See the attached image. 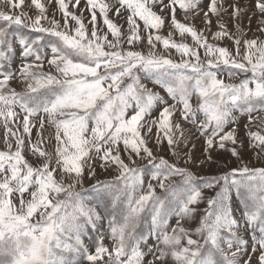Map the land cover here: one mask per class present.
Returning <instances> with one entry per match:
<instances>
[{
  "label": "snow or ice",
  "instance_id": "snow-or-ice-1",
  "mask_svg": "<svg viewBox=\"0 0 264 264\" xmlns=\"http://www.w3.org/2000/svg\"><path fill=\"white\" fill-rule=\"evenodd\" d=\"M0 264H264V0H0Z\"/></svg>",
  "mask_w": 264,
  "mask_h": 264
},
{
  "label": "rangeland",
  "instance_id": "rangeland-1",
  "mask_svg": "<svg viewBox=\"0 0 264 264\" xmlns=\"http://www.w3.org/2000/svg\"><path fill=\"white\" fill-rule=\"evenodd\" d=\"M201 148L200 143H197V154H199V149ZM87 186V185H85ZM157 191H160L159 189H157ZM107 227V223L105 222V228Z\"/></svg>",
  "mask_w": 264,
  "mask_h": 264
}]
</instances>
